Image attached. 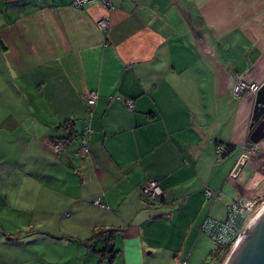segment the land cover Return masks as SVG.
I'll return each instance as SVG.
<instances>
[{
	"label": "crops",
	"instance_id": "1",
	"mask_svg": "<svg viewBox=\"0 0 264 264\" xmlns=\"http://www.w3.org/2000/svg\"><path fill=\"white\" fill-rule=\"evenodd\" d=\"M112 4L0 0V229L11 203L62 194L68 234L39 231L45 252L30 261L99 264L109 247L102 264H204L214 251L204 220H224L241 196L264 204V139L244 149L256 95L233 92L237 75L264 83V0ZM95 230L105 233L92 240ZM5 245L17 262L31 251Z\"/></svg>",
	"mask_w": 264,
	"mask_h": 264
},
{
	"label": "built area",
	"instance_id": "2",
	"mask_svg": "<svg viewBox=\"0 0 264 264\" xmlns=\"http://www.w3.org/2000/svg\"><path fill=\"white\" fill-rule=\"evenodd\" d=\"M93 1H98L103 6L112 8V0H73V4L82 8L85 4ZM100 29H108V21L100 20L98 22ZM263 83L248 82L242 79L239 75L236 76V81L234 85L233 92L237 96H243L246 93H251L256 95L257 91ZM99 95L97 91H90L85 95L86 100L90 105H94L97 102ZM128 107L132 109L134 107V101H128ZM258 144H255L252 147L246 145L244 149L249 152H253ZM85 151H88L87 146L83 143ZM64 148L63 143L55 142L53 143V149L56 153H60ZM146 189L152 197H159L163 194V190L156 180H150L146 184ZM208 198L216 199L217 193L212 190L207 191ZM96 204L106 207L102 198H97L95 200ZM256 202L253 199H250L245 196L238 197L235 199L227 209V217L224 220H218L212 217H208L204 220L201 225V231L211 238V240L217 246L214 257L216 260H221L229 255L232 249L238 244L242 238L246 225L249 221V218L255 213ZM224 264V263H223Z\"/></svg>",
	"mask_w": 264,
	"mask_h": 264
},
{
	"label": "rangeland",
	"instance_id": "3",
	"mask_svg": "<svg viewBox=\"0 0 264 264\" xmlns=\"http://www.w3.org/2000/svg\"><path fill=\"white\" fill-rule=\"evenodd\" d=\"M44 194L45 193H43L42 195H44ZM44 197L42 196L41 199H39V203L30 204L31 202H29V203L23 205V207H21L19 209V211H18V207H15L16 205L11 203L13 206V210L10 209L8 214H7L9 217L8 224H10V227L9 228L6 227L5 231L0 229V238H3L2 240H0V264H38V263H35L33 261H30L29 255H31V253H37V252L42 253L43 251L45 252V246L43 245V243L42 242L39 243V242L34 241L36 238L43 236V235H41V233H39V231L40 232L49 231V232H54L55 234H61V233H67L68 232V220H67V218H65L66 212L64 211V206H65L64 200H66L67 198H65V196L62 194H59V195L55 194L54 196L51 195V197H53V199L58 200L57 203L54 204V203H51V198L49 199V201H47L48 203H45L46 199L43 200ZM59 201H60V204H58ZM262 207H264V204L260 205V207H258V209L256 208L255 212L258 211ZM24 216L27 218H34V219H37L38 217L41 218L42 221L37 222V223L42 224V227H33L32 226V228H31V227H27V225H26V227L13 225L14 219H20V218H23ZM49 221H51V225H48ZM66 224H67V226H66ZM95 231H98V230H95ZM176 231H178L179 233L182 232L181 229H177ZM179 233L177 234V237H180ZM16 234L20 235V236H15ZM14 238L15 239L19 238L20 241H23L25 243V247H28L31 250L30 252H27L24 250H19V258H18L19 261L18 262H17V260L16 261L13 260L14 257L11 255V254H15V252L12 249L9 251L8 246L5 245V242L8 239L14 240ZM208 240H209L210 244H212L214 251H212L213 249L211 250L213 252L212 257L209 256V254H210L209 253L205 259L204 264H215V263L217 264L218 262L216 261V259L214 257L217 246L211 240L210 237L208 238ZM57 247L62 252L68 251V248L62 244L57 245ZM34 248L36 250L35 252L33 251ZM48 252H50V251L48 250ZM188 252L189 251H188V246H187V251L185 253V256L182 259H179L180 260L179 263H182V261L184 260V258L186 257ZM22 255H24L23 256L24 258L21 261ZM46 256L47 255H45V257ZM228 256L229 255H227L223 259L221 264L225 263ZM97 260L99 261V259H97ZM158 260H157V263H153V264H160L162 262V261H158ZM39 264H42V263H39ZM66 264H68V262Z\"/></svg>",
	"mask_w": 264,
	"mask_h": 264
},
{
	"label": "water",
	"instance_id": "4",
	"mask_svg": "<svg viewBox=\"0 0 264 264\" xmlns=\"http://www.w3.org/2000/svg\"><path fill=\"white\" fill-rule=\"evenodd\" d=\"M249 147L264 139V83L256 93ZM224 264H264V207L256 211L246 225V230L232 249Z\"/></svg>",
	"mask_w": 264,
	"mask_h": 264
},
{
	"label": "trees",
	"instance_id": "5",
	"mask_svg": "<svg viewBox=\"0 0 264 264\" xmlns=\"http://www.w3.org/2000/svg\"><path fill=\"white\" fill-rule=\"evenodd\" d=\"M229 150H230V148L229 149H226L225 152H227ZM103 233H105V232L104 231H95L92 240L93 239H97ZM98 253H99V256H100V262H99V264H102L106 260H111V256H112L113 251H111L110 248L107 247V248H105V249H103L101 251H98Z\"/></svg>",
	"mask_w": 264,
	"mask_h": 264
}]
</instances>
